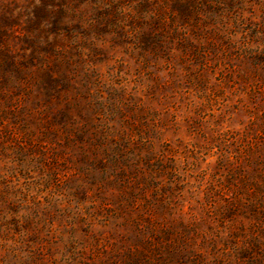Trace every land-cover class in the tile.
<instances>
[{"label": "rangeland", "instance_id": "rangeland-1", "mask_svg": "<svg viewBox=\"0 0 264 264\" xmlns=\"http://www.w3.org/2000/svg\"><path fill=\"white\" fill-rule=\"evenodd\" d=\"M0 264H264V0H0Z\"/></svg>", "mask_w": 264, "mask_h": 264}]
</instances>
